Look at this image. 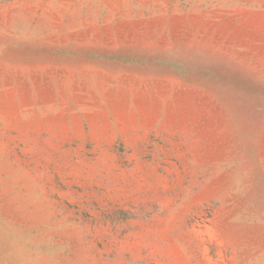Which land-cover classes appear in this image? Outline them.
<instances>
[{
	"label": "rangeland",
	"instance_id": "1",
	"mask_svg": "<svg viewBox=\"0 0 264 264\" xmlns=\"http://www.w3.org/2000/svg\"><path fill=\"white\" fill-rule=\"evenodd\" d=\"M0 264H264V0H0Z\"/></svg>",
	"mask_w": 264,
	"mask_h": 264
}]
</instances>
